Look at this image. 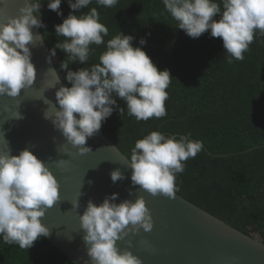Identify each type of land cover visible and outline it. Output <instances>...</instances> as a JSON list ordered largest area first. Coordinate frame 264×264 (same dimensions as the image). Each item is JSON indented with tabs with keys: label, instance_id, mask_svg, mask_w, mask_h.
I'll list each match as a JSON object with an SVG mask.
<instances>
[{
	"label": "clouds",
	"instance_id": "1",
	"mask_svg": "<svg viewBox=\"0 0 264 264\" xmlns=\"http://www.w3.org/2000/svg\"><path fill=\"white\" fill-rule=\"evenodd\" d=\"M93 0H68L72 12L55 26L57 36L64 37L51 50L48 62L59 49L67 54L61 63L65 79L71 87L56 92L57 108L45 118L60 131L65 140L84 155L89 138L96 135L104 122L119 110V98L126 102L127 113L137 122L167 116L165 102L172 77L169 70H159L142 47H133L134 37L123 32L106 43L99 63L91 67L69 70L68 61L87 64L94 53L93 45L105 44L108 28L100 22L96 8L76 15ZM96 4L112 8L119 0H95ZM166 11L193 39L210 32L221 38L223 47L232 60L243 61L244 54L259 32L264 35V0H162ZM62 0H48V9L63 16ZM40 0H27L20 15L0 24V96L16 98L22 90L31 88L37 79L32 62L31 46L36 35L33 28H46L40 16ZM220 19L217 20L216 17ZM146 44L145 39L140 45ZM77 114L78 117L77 118ZM14 119H22L18 111ZM191 133L178 139L152 131L135 142L131 150L132 186H139L153 196L175 199L179 188L176 177L185 170V163L204 150L202 141L190 139ZM61 163H63L61 161ZM125 177L117 169L111 173L113 183ZM132 195V192H129ZM118 193L106 197L99 206L89 201L80 216L87 255L92 264H143L130 251L121 252L117 242L140 229L151 232L154 224L146 200L141 196L133 202L117 204ZM60 200V185L45 162L25 149L19 155L0 154V238L6 244H17L30 249L40 238L49 236L42 223L46 211ZM73 207L79 208L77 201Z\"/></svg>",
	"mask_w": 264,
	"mask_h": 264
},
{
	"label": "trees",
	"instance_id": "2",
	"mask_svg": "<svg viewBox=\"0 0 264 264\" xmlns=\"http://www.w3.org/2000/svg\"><path fill=\"white\" fill-rule=\"evenodd\" d=\"M40 3L46 25L40 29L51 50L65 39L56 35L55 26L72 10L68 0H62L61 17L48 9V0ZM91 8L99 12L108 36L104 45L92 46L95 51L87 64L68 61L69 70L99 63L107 41L123 32L135 38L133 47H142L158 69L169 70L172 77L166 117L137 122L127 113L126 102L116 98L125 112L121 117L119 110L114 111L101 131L129 159L135 142L152 131L177 139L191 133L190 139L202 141L204 150L177 175L176 193L264 243V35L257 32L243 61L228 63L221 38L211 37L210 32L189 37L178 29L162 0H119L112 8L93 0L73 14H86ZM141 39L146 40L143 46ZM53 58L65 86L71 87L67 72L61 70L67 54L57 49ZM0 264L74 263L42 237L30 249L0 238Z\"/></svg>",
	"mask_w": 264,
	"mask_h": 264
},
{
	"label": "water",
	"instance_id": "3",
	"mask_svg": "<svg viewBox=\"0 0 264 264\" xmlns=\"http://www.w3.org/2000/svg\"><path fill=\"white\" fill-rule=\"evenodd\" d=\"M26 3L0 0V24L18 17ZM33 32L36 38L31 51L37 79L16 98L0 96V154L19 155L28 149L56 176L60 200L42 218L50 233L47 239L74 264H92L80 216L90 200L99 206L118 193L115 203L135 202L142 196L151 212V232L140 229L117 242L121 252H132L143 264H264V243L259 238L239 231L177 193L175 199H169L133 187L130 159L101 130L88 139L92 151L84 155L65 140L45 118L46 111L50 115L55 111L54 104L59 108L56 92L65 84L57 59L48 62L50 50L41 29L33 28ZM18 111L22 119L13 118ZM117 169L125 178L113 183L111 173ZM77 201L79 208L73 207Z\"/></svg>",
	"mask_w": 264,
	"mask_h": 264
}]
</instances>
